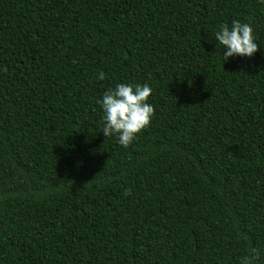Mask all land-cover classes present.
<instances>
[{"label":"trees","instance_id":"trees-1","mask_svg":"<svg viewBox=\"0 0 264 264\" xmlns=\"http://www.w3.org/2000/svg\"><path fill=\"white\" fill-rule=\"evenodd\" d=\"M234 20L259 50L224 61ZM119 83L151 87L155 109L128 148L101 132ZM253 252L264 264L260 0H0V264Z\"/></svg>","mask_w":264,"mask_h":264},{"label":"clouds","instance_id":"clouds-1","mask_svg":"<svg viewBox=\"0 0 264 264\" xmlns=\"http://www.w3.org/2000/svg\"><path fill=\"white\" fill-rule=\"evenodd\" d=\"M264 4V0H260ZM215 39L219 45L226 49L223 53L224 61L234 57H253L257 53L258 44L250 23L232 22L231 27L224 24L215 33ZM7 69H5L6 71ZM98 79H105L103 72ZM152 95V89L148 85L119 83L115 89H109L103 94L98 103L104 111L102 133L109 138L114 134L118 137V143L128 148L138 134L147 129L155 116L154 107L148 103ZM125 195H131L129 190ZM255 252L246 256L242 264H253Z\"/></svg>","mask_w":264,"mask_h":264}]
</instances>
